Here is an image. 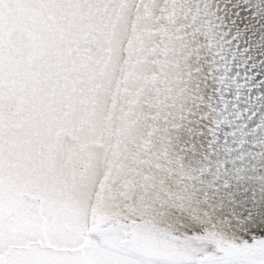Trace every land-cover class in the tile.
I'll list each match as a JSON object with an SVG mask.
<instances>
[{
    "label": "snow or ice",
    "instance_id": "obj_1",
    "mask_svg": "<svg viewBox=\"0 0 264 264\" xmlns=\"http://www.w3.org/2000/svg\"><path fill=\"white\" fill-rule=\"evenodd\" d=\"M0 264H264V0H0Z\"/></svg>",
    "mask_w": 264,
    "mask_h": 264
}]
</instances>
